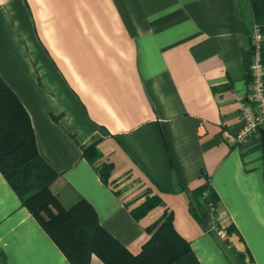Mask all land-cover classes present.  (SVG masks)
<instances>
[{"label": "crops", "instance_id": "0c3cea01", "mask_svg": "<svg viewBox=\"0 0 264 264\" xmlns=\"http://www.w3.org/2000/svg\"><path fill=\"white\" fill-rule=\"evenodd\" d=\"M250 3L0 0V80L57 172L52 190L66 205L86 199L132 254L169 211L201 264H264L261 133L229 137L250 88ZM206 178L219 197L209 218L188 204ZM17 196L0 172V264H72ZM148 196L161 203L136 218Z\"/></svg>", "mask_w": 264, "mask_h": 264}, {"label": "trees", "instance_id": "16d2710c", "mask_svg": "<svg viewBox=\"0 0 264 264\" xmlns=\"http://www.w3.org/2000/svg\"><path fill=\"white\" fill-rule=\"evenodd\" d=\"M250 1L255 23L264 34L261 11L264 0ZM261 57L264 61V42ZM28 117L16 95L0 80V172L68 261L88 264L91 253H95L107 264H201L188 241L175 231L169 211L146 228L150 238L142 244L139 253L132 254L100 225L94 208L86 199L78 197L64 204L51 188L57 172L40 157ZM260 133L264 150V131ZM82 153L90 162L101 156L95 143L84 147ZM110 167V163L98 167L102 181L109 179ZM218 202V194L206 178L192 190L188 204L196 216L209 218V208L215 211ZM159 203L157 196H148L132 213L139 218Z\"/></svg>", "mask_w": 264, "mask_h": 264}, {"label": "built area", "instance_id": "2783aa9c", "mask_svg": "<svg viewBox=\"0 0 264 264\" xmlns=\"http://www.w3.org/2000/svg\"><path fill=\"white\" fill-rule=\"evenodd\" d=\"M264 42V34L260 25L253 24L251 29V54L250 88L247 95L240 101V116L243 120L241 129L229 136L232 140L243 141L255 131H264V61L261 57ZM209 208V213L212 211ZM217 234L224 235L222 230Z\"/></svg>", "mask_w": 264, "mask_h": 264}]
</instances>
